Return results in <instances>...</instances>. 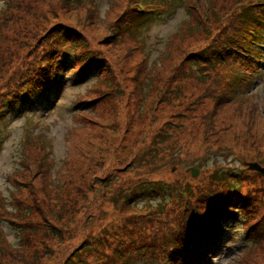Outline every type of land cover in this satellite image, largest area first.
<instances>
[{
	"label": "rangeland",
	"instance_id": "obj_1",
	"mask_svg": "<svg viewBox=\"0 0 264 264\" xmlns=\"http://www.w3.org/2000/svg\"><path fill=\"white\" fill-rule=\"evenodd\" d=\"M37 1L0 0V92L4 87L1 83L14 71L18 62L17 47L21 51L19 61L23 65H28L31 60V47L25 38L32 39V32L36 29L32 24L36 23L41 30L52 24L43 18L41 8L51 11L54 0ZM125 1L79 0L80 8L70 15L75 25L87 13L92 12L95 17L98 14V26L87 28L82 25L79 28L90 39L89 50H101L110 58L111 68L95 72L83 83L76 82L74 72L68 69L62 75L60 91L59 88L55 90L53 85L47 92L48 97L42 95L41 100L22 103L21 108H10L5 116L4 141L0 147V205L7 214L14 216L13 219L20 220L17 223L25 226L29 224V219L35 221L38 227L36 234H32L15 230L6 221L0 222L8 242L16 250V259L22 264H58L63 254H68L80 241H84V235L89 237L84 244L89 242L91 245L84 250V254L89 264H97L98 252L108 254L112 248L94 247L90 242L93 238L91 229L101 230L104 238L101 243L105 247L106 243L114 241V236L126 222L118 211L126 217L128 213L144 214L147 209H162L163 205L166 210H173L172 207L178 203L170 194L169 184L180 195L181 191L193 192L194 185L200 181H213L225 192L231 184L236 192L243 195L256 184L263 187L260 194L264 197V175L248 168V164L253 162L264 166V67L256 83L249 85L248 98L238 105H228L223 98L217 100L209 92V97L200 95L204 86L194 85L182 90L180 101H185L193 93L195 99L190 100L197 99V102L192 103L189 107L191 111L183 118L173 119L172 125H167L168 136L165 134L166 138L158 140V144L151 140V136L156 129H160L158 124L161 122L154 124L148 112L156 100H161L159 94H163L164 90L159 92L155 84L164 79L174 82L177 78L176 73L171 76L173 64L191 51V45L206 38L209 43L222 36L225 23L213 19L215 26L209 30L200 22L198 26H193L196 30L190 34V27L186 29L184 25L190 20L185 0H162L167 5L166 9L144 25L135 41L140 44L138 53H130L129 49H134L133 43L124 42V45L115 48L99 45L106 33V23L117 19ZM235 1L204 0L202 4L205 7L202 9H209L217 18H222ZM148 5L145 2V6ZM233 8H236V17H254L251 12L245 16L239 8ZM55 9H59L57 4ZM29 11L28 22L19 19L18 14L25 16ZM223 19H228V15ZM145 61H148L149 70L144 73L139 83L141 91L136 96L138 64L145 65ZM221 73L223 71L216 75L213 73L210 78L219 80ZM150 74L156 75V78L152 79ZM261 75L262 78H259ZM214 88L217 89V85ZM180 90L175 86L171 88L174 94ZM58 96L59 100L51 109ZM141 98H144L143 107L138 117ZM82 99L98 101L96 106L78 107L77 102ZM172 110L171 106L162 103L155 116L163 122L164 118L176 115V112L170 113ZM35 136L39 137L33 139ZM30 150L38 155V159L43 154V169L50 178L49 195L54 203L52 218L55 215L62 224L59 235L51 238L50 246L43 239L46 231L43 233V227L39 226L45 219L43 211L46 207L51 211L49 207L52 204L42 192L41 177L44 178V173L36 175L33 165V176L22 172V162H27L25 158L32 162ZM134 151L136 158L129 162ZM28 153L30 157L26 156ZM193 169L198 170L195 176ZM105 176L111 177L112 183L104 201L101 199L104 190L100 186H103ZM139 182L144 183V188L159 187L161 196L152 195L154 193L149 191L134 193L137 200L127 212L126 197L132 194L129 191L133 186L143 187ZM178 210L176 207V213ZM259 215H264V201L258 215L253 216L250 222L255 223ZM248 218L243 213L226 224L222 246L216 249L212 264H264V244L258 247L254 241L246 240L244 229L249 225ZM164 220L165 216L159 217L157 225L162 226ZM80 234L81 238L77 240ZM70 243L74 245L70 246ZM251 245L255 248L251 249ZM247 249L251 253L245 251ZM160 256L140 252L139 256H133L135 260L132 264H165Z\"/></svg>",
	"mask_w": 264,
	"mask_h": 264
},
{
	"label": "trees",
	"instance_id": "obj_2",
	"mask_svg": "<svg viewBox=\"0 0 264 264\" xmlns=\"http://www.w3.org/2000/svg\"><path fill=\"white\" fill-rule=\"evenodd\" d=\"M203 1L204 0L184 1L187 13L190 16V20L185 22L184 25L186 29L190 27V34L196 30L193 26H198L204 18L205 11L202 9ZM56 4L59 8L58 11L55 9ZM124 5L117 19L106 23V33L99 42V45H106L108 48L121 47L124 45V42L133 43V46L137 45L135 41H137L139 35H141L142 30L140 28L144 27L140 19L144 14L149 13L143 16V21L147 23L153 18L150 14L152 11L150 8H147L146 12H144L138 7V0H126ZM260 6L261 5H256L257 10ZM79 8V0H54L53 9H51L52 12L49 9L41 8L43 18L47 19L52 24L47 29L43 28L42 30L37 27L36 23L32 24L36 27L35 31L32 32V39L25 38L28 43L27 45L31 47V60L28 65H23L19 61L21 51L16 49L18 62H16L14 71L8 74L5 81L1 83L4 84V87L0 92V120L2 119V112H5V109L7 111L10 107H17L22 102H28L27 100L31 101L34 99L36 101L45 92L51 90L53 84L59 82L58 76L64 74L65 68L71 69L72 72L77 75L78 81H82L88 71L99 73L104 68H111L110 58L105 56L101 50L96 51L98 48H94V50L91 48L89 50L90 39L79 28L82 27V25L87 28L98 26V14L95 17L94 13H87L85 14L86 16L83 17L84 19L80 18L75 25H73L70 16L72 14L71 12L76 13ZM29 13L30 11L27 13L26 18L23 19V22H28L30 20ZM243 17L244 16H242V18ZM136 22H139V26H137ZM144 32H146V29H144ZM129 51L134 55V49H129ZM225 52V54L220 52L213 43L189 53L187 52L182 55V59H179L177 63H174L172 66L173 72L175 70L177 72H172L171 76L176 73L177 79H173L175 80L174 82H171V79H164L160 81L159 84H155L159 92L164 90V93L159 94L161 100H156L155 104L148 112L154 124H157L158 121L161 122L158 124L160 125V129H156L155 134L151 136L152 141L154 139V141L158 143V140L166 138L165 134L169 128L167 125H172L171 122L173 119L183 118L187 112L191 111L189 107L192 103L197 102V99L190 100L194 98L193 93L189 95L185 101L179 100V94L182 90L193 87L194 85L201 86L198 79H195L194 76L190 77L187 75V64L194 62L198 63L202 70H204V68L200 66L201 63L204 67L209 68L210 66L211 69L212 64L222 66L224 63H228L233 66V57L230 58V53L227 51ZM176 64H178V66ZM150 75L152 79L153 77L156 78V75ZM87 78L85 80H87ZM137 79L138 77L136 75L135 80L137 81ZM179 80L182 83L178 82ZM167 83L169 84L167 85ZM174 86L181 89L179 92H176V94L171 91V88ZM136 95L138 96L139 93ZM141 100L139 101L141 104L138 105L140 107V109H138V117L141 115L144 98H141ZM97 101V99H93L92 101L89 99H82L77 102V106L92 107V104L96 106ZM162 103H166L174 109L170 113L176 112V115L169 116L167 119L164 118L163 122L161 119L158 120L155 116L157 115L158 107L162 105ZM179 104H182V106ZM204 121L207 126V117L204 118ZM166 136H168V134H166ZM30 152L31 155H33L32 162L25 158L28 163L25 161L22 162V166L24 167L22 172L33 176V165L36 169V175L40 174L41 176V174L44 173L43 165L45 163L43 154L42 156L40 155L41 157L38 159V155H34L32 150H30ZM134 153H136V151L133 152V157H130L129 162L136 158L134 157ZM147 153H149V150H147ZM26 156L30 157V154L28 153ZM125 169H127V166ZM111 172L114 174V171ZM106 176L104 178L105 180L100 178L103 180V186H100V188L104 190L101 197L104 201L108 195L109 186L112 183L110 180L111 177L108 178ZM41 178L42 192L44 196H47L48 202H52V204L49 207L51 211H48L47 207L46 210L43 211L45 219L44 222L39 223V226L43 227V233L46 231L44 233L46 236L43 237L44 241H46V245H51V243H47V241H50L53 236L59 235L61 231L60 226L62 224L60 218L56 219L55 215H53L52 218L54 203L49 195L50 178L46 176L45 173V179L43 176ZM18 183L21 185L20 182ZM139 183L143 187L140 189L133 186L129 191V193L132 194L126 197L127 212L128 207H134L133 203L137 200L134 193H140V191L141 193H147L149 191L154 193L152 195L161 196L160 191L162 190L159 187L144 188V183ZM168 186L171 190L170 194L178 203L176 206L172 207L174 212L172 209L166 210V206L164 205L162 206L163 210L160 207L154 210L147 209L144 214L128 213L126 217L123 216V212L118 211L126 222L122 224L124 225L122 230L114 236V244L116 243V237L121 235L123 231L124 234L122 235L129 239L130 251H128L126 255L121 256V258H117L113 261H111L110 258L109 260L101 261L103 256L98 254L99 257L96 259L97 264H132L135 260L133 256H139L140 252L155 254L157 256L162 255L160 257L165 264H200L204 261V255L215 247L216 235L221 229L222 224L232 218L238 217L239 214L243 215V213L249 216V225L245 230L246 233L250 235L249 239L254 241L258 247L264 244V215H259L255 223L250 222L251 218H254L253 216L258 215L264 201V197H261L260 194L263 192V187L261 185L257 186L255 184L254 188L246 190L244 195L239 191L236 192L237 189L234 190L231 184L226 192L218 185L221 190V192L218 193L219 187L213 181L205 183L200 181L194 185L193 192L183 191L181 195L171 184ZM167 197H169V194ZM43 203L44 200L41 201L42 207L44 206ZM176 207L179 209L177 213ZM40 210L42 209L40 208ZM162 216H165L162 226L157 225L156 220ZM13 218L14 216L7 214L2 208V205H0V222L7 221L15 230L36 234V228L38 227H36L37 224L35 221L27 219L29 224L26 223V225L23 226V223L15 222L20 220H15ZM148 225L150 226V231L148 230ZM1 226L0 223V264H22L16 259L17 253L13 244L8 243L5 240L6 238L2 237L3 226ZM100 232V229H98V231L97 229H91L93 238L90 242H93V246L102 236ZM80 238L81 234L77 240H80ZM88 239L89 237L84 235V241H80L68 254H63L58 264H89V259L84 254V250L91 247L89 242L84 244ZM73 245L74 243H70V246ZM118 245H120V243ZM247 252L251 253L250 251Z\"/></svg>",
	"mask_w": 264,
	"mask_h": 264
},
{
	"label": "water",
	"instance_id": "obj_3",
	"mask_svg": "<svg viewBox=\"0 0 264 264\" xmlns=\"http://www.w3.org/2000/svg\"><path fill=\"white\" fill-rule=\"evenodd\" d=\"M248 168H249L250 170L257 171V172H260V173H263V174H264V167H262V166H261L259 163H257V162L249 163V164H248ZM192 172H193V175H194V176L198 174V172H197L195 169H193Z\"/></svg>",
	"mask_w": 264,
	"mask_h": 264
}]
</instances>
